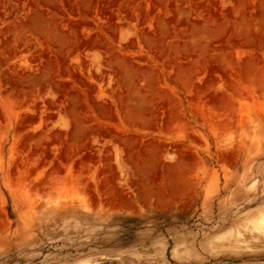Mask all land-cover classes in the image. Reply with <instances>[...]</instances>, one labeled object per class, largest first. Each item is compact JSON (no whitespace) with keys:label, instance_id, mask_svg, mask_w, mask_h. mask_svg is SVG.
<instances>
[{"label":"rangeland","instance_id":"obj_1","mask_svg":"<svg viewBox=\"0 0 264 264\" xmlns=\"http://www.w3.org/2000/svg\"><path fill=\"white\" fill-rule=\"evenodd\" d=\"M0 264H264V0H0Z\"/></svg>","mask_w":264,"mask_h":264},{"label":"bare ground","instance_id":"obj_2","mask_svg":"<svg viewBox=\"0 0 264 264\" xmlns=\"http://www.w3.org/2000/svg\"><path fill=\"white\" fill-rule=\"evenodd\" d=\"M218 67V66H217Z\"/></svg>","mask_w":264,"mask_h":264}]
</instances>
